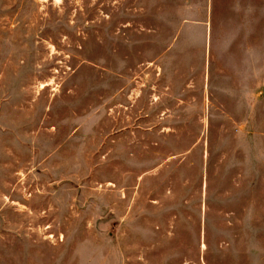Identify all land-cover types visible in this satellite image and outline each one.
Returning a JSON list of instances; mask_svg holds the SVG:
<instances>
[{
  "label": "rangeland",
  "instance_id": "1",
  "mask_svg": "<svg viewBox=\"0 0 264 264\" xmlns=\"http://www.w3.org/2000/svg\"><path fill=\"white\" fill-rule=\"evenodd\" d=\"M0 264H264V0H0Z\"/></svg>",
  "mask_w": 264,
  "mask_h": 264
}]
</instances>
